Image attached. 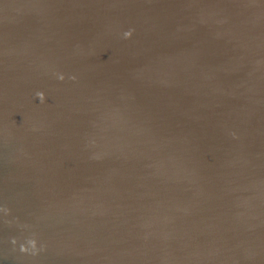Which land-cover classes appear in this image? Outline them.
I'll return each mask as SVG.
<instances>
[{
    "label": "water",
    "instance_id": "obj_1",
    "mask_svg": "<svg viewBox=\"0 0 264 264\" xmlns=\"http://www.w3.org/2000/svg\"><path fill=\"white\" fill-rule=\"evenodd\" d=\"M0 264H264V0H0Z\"/></svg>",
    "mask_w": 264,
    "mask_h": 264
}]
</instances>
